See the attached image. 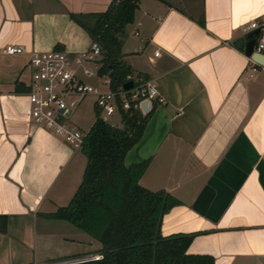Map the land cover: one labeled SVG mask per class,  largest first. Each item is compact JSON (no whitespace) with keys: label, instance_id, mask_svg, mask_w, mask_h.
I'll return each instance as SVG.
<instances>
[{"label":"crops","instance_id":"1","mask_svg":"<svg viewBox=\"0 0 264 264\" xmlns=\"http://www.w3.org/2000/svg\"><path fill=\"white\" fill-rule=\"evenodd\" d=\"M110 1L0 0V264L100 252L99 241L46 216L69 202L86 158L30 122L29 54L2 48L75 56L91 39L69 13ZM254 21L264 35V0H138L121 37L131 77L153 80L165 99L128 159H149L139 183L180 201L162 235L196 233L187 253L214 264H264V65L235 47Z\"/></svg>","mask_w":264,"mask_h":264},{"label":"trees","instance_id":"2","mask_svg":"<svg viewBox=\"0 0 264 264\" xmlns=\"http://www.w3.org/2000/svg\"><path fill=\"white\" fill-rule=\"evenodd\" d=\"M138 0H111L94 13H69L101 49L98 75L117 90L134 84L131 66L123 60L122 35L133 23ZM261 34V27L259 28ZM136 78L146 79L141 73ZM95 118L80 151L86 158L81 181L69 202L46 214L69 222L100 242L98 259L70 264H214L209 254L187 253L196 233H161L163 215L180 201L165 190L152 191L139 183L149 159L125 164L127 152L141 139L149 113L120 110L121 126Z\"/></svg>","mask_w":264,"mask_h":264},{"label":"built area","instance_id":"3","mask_svg":"<svg viewBox=\"0 0 264 264\" xmlns=\"http://www.w3.org/2000/svg\"><path fill=\"white\" fill-rule=\"evenodd\" d=\"M261 26L262 22L254 21L247 24L243 31L247 33ZM253 50L264 53L263 34L255 37ZM158 51L155 50L154 54L157 55ZM2 52L11 55L25 52L29 54L30 82L27 92L29 120L33 125L60 137L72 149L80 148L86 131L80 130L67 119L72 115L77 103L87 96H94V108L98 117L105 122H109V118L115 114L120 119V110L134 109L146 115L142 110L144 101H149V111L154 105L165 103L154 81L150 79L136 78V83H133L130 89L121 86L117 90H112L106 76L103 80L107 86L106 91H100L96 85L88 83L87 78L98 75L101 49L97 42L91 41L86 50L72 57L58 49L27 51L21 45L12 44L5 45ZM250 61L253 65L257 64L251 59ZM87 62L97 66L96 72L84 66ZM100 257L101 255L95 254L37 264H70Z\"/></svg>","mask_w":264,"mask_h":264},{"label":"rangeland","instance_id":"4","mask_svg":"<svg viewBox=\"0 0 264 264\" xmlns=\"http://www.w3.org/2000/svg\"><path fill=\"white\" fill-rule=\"evenodd\" d=\"M85 67L96 72L97 66L92 62H87L84 64ZM105 75H97L95 77H89L86 79L88 83L96 85L100 91H106L107 86L103 83ZM94 96H87L83 100L79 101L74 109L73 114L67 121L76 124L82 131H86L92 124L94 120ZM109 124L113 126H121L120 119L117 115L109 118Z\"/></svg>","mask_w":264,"mask_h":264},{"label":"water","instance_id":"5","mask_svg":"<svg viewBox=\"0 0 264 264\" xmlns=\"http://www.w3.org/2000/svg\"><path fill=\"white\" fill-rule=\"evenodd\" d=\"M259 28H254L253 30L247 32L245 34V40L243 39H239L235 42V47L238 49H243L244 54L249 57L252 61L260 64V65H264V53H260L257 51L253 50V46L255 43V37L259 34ZM133 86V82L132 81H127L123 84V88L124 89H130ZM149 106L150 103L149 101H144L142 103V110L148 114L149 111ZM138 142L127 152L126 156H125V164L129 165L131 163H135V162H130L129 161V156L132 154V152L135 150V148L138 146ZM142 160H139L137 162H140Z\"/></svg>","mask_w":264,"mask_h":264}]
</instances>
